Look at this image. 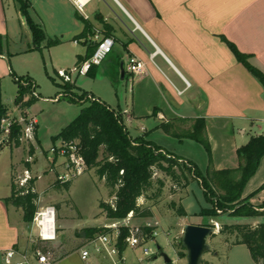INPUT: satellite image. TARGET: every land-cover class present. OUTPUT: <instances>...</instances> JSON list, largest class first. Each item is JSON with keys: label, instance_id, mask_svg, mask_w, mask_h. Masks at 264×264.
Wrapping results in <instances>:
<instances>
[{"label": "crops", "instance_id": "0c3cea01", "mask_svg": "<svg viewBox=\"0 0 264 264\" xmlns=\"http://www.w3.org/2000/svg\"><path fill=\"white\" fill-rule=\"evenodd\" d=\"M82 2L83 12H80L72 0H31L30 16L46 33L53 29L63 32L64 37H73L75 45L85 47V53L78 55L83 57L88 54L91 43H97L96 31L105 37V26H110L114 48L87 75L92 78L100 75L115 82L121 78L123 63L131 98L130 108L124 112L120 110L126 124L146 122L152 117L155 122L203 118L215 168H237V150L252 136L264 133V86L237 59L230 43L248 55L249 63L264 74V0ZM12 4L16 10L14 16L9 14ZM20 13L14 0H0V34L6 41L14 31L13 21L19 20ZM84 20L90 24L92 32L86 38L74 40L84 31ZM132 57L146 63L143 74L127 71ZM87 95L103 102L95 93L87 92ZM152 127L157 129L156 132L160 131L159 126ZM141 131L146 133L148 129L142 127ZM159 147L165 151L163 146ZM178 157L191 162L184 156ZM64 162L65 159H57L54 166L57 176L65 171ZM57 163L63 167L62 171L57 170ZM12 167H15L14 172L0 168V264H5L7 249L25 251L31 248L30 230L22 209L6 202L12 191V176L20 172L17 166ZM30 171L33 175L32 167ZM33 178L36 177L33 175ZM53 184L42 195L36 181L39 202L46 200ZM247 197L255 209L264 211V157L245 186L243 198ZM236 223L258 225L264 223V216L234 218L231 224ZM67 225L64 217H60L61 234ZM216 236H221L224 251H217L215 259L224 258L225 264H256L246 245H233L234 238L225 234L216 233L213 237ZM83 237L84 242L75 248V252L64 251L62 245L55 264H103L96 255L87 261L81 258L80 249L90 239L86 235ZM128 250L123 252L124 256Z\"/></svg>", "mask_w": 264, "mask_h": 264}, {"label": "rangeland", "instance_id": "374dc122", "mask_svg": "<svg viewBox=\"0 0 264 264\" xmlns=\"http://www.w3.org/2000/svg\"><path fill=\"white\" fill-rule=\"evenodd\" d=\"M35 7V5H34ZM10 16H14L15 6L10 5ZM19 20H14V31L8 38L4 48V55L0 57V72L2 74V98L9 109V119L19 121L21 117L25 119L37 120L38 128L35 125L34 139L21 140L20 146L16 147L15 142H5L0 148V168L6 167L14 172V168H19L17 176L23 174L25 169L32 167L33 175L38 178L37 190L45 195L46 190L53 184L46 194V200L39 203V207L53 205L56 207L57 241L53 243L51 250L58 255L64 246V251L71 253L75 248L84 242L86 230L90 227L104 228L105 225L113 222L102 215L100 203L109 201L110 189L105 181L101 180L94 170H87L76 177L69 189L57 180L52 163L49 162L45 152H48L54 145H60L61 139L55 138L69 125L81 112V109L89 104L88 101L81 103L77 99H71L67 93L64 80L58 75L59 71L73 72L72 84L75 85L74 93L78 97L85 96L87 92L95 93L101 100L112 109L124 112L131 106L130 85L125 79L111 81L108 77L97 76L92 78L86 75H79L74 72L76 68L77 56L85 53V47L75 45L73 37H64L63 32L47 31L48 38L60 39L61 43L47 47V41L43 42L41 48L30 51L33 48L31 32L26 25L21 13ZM64 30V29H63ZM15 78L28 80L30 78L35 83V91L26 97V101L33 99L28 108H18L15 99L18 94V84ZM92 95L85 96V99H92ZM27 112V113H26ZM150 118L146 122L136 121L133 124H126L131 137H144L157 146H163L166 152H173L177 156H184L191 160L197 167L205 172L209 156L203 145L189 139L179 140L168 135L161 128L159 132L154 130L163 122ZM264 126V124H262ZM142 127L148 132L141 131ZM38 129V140H37ZM184 143V144H182ZM30 162H27V161ZM57 170L62 171L63 167L56 164ZM13 168V169H11ZM31 173V176H33ZM162 179L164 187L160 196H156L160 184L154 185L148 192L149 199L144 197L139 200L143 208H150L151 218H134L131 224L134 226H144L151 223L157 227L159 236L155 238L161 250L157 259H146L143 262L142 249L136 251L128 250L125 257L128 264H188L187 251L181 249L179 243L182 241L184 227L187 224H204L209 222L199 216L203 209L212 207V203L207 199L200 183L188 175V185L186 188L176 186L172 179L164 173H157L154 181ZM173 205H183L187 212V217L178 216ZM220 212V211H218ZM64 217V222L68 227L64 228V234L60 233L59 219ZM218 224L231 225L234 218L224 214L218 219ZM210 224L215 221L211 220ZM119 225V224H118ZM29 230H30V226ZM123 231V228H121ZM30 234V232L28 231ZM228 237V233L225 234ZM233 239V237H232ZM157 243L150 244L151 248H157ZM210 250L204 254L202 264H225L224 258L215 259L214 254L223 252L221 236H210L208 239ZM61 245V246H60ZM75 252V251H74ZM161 253H165L171 259V263H166ZM103 264L108 261L99 259Z\"/></svg>", "mask_w": 264, "mask_h": 264}, {"label": "trees", "instance_id": "16d2710c", "mask_svg": "<svg viewBox=\"0 0 264 264\" xmlns=\"http://www.w3.org/2000/svg\"><path fill=\"white\" fill-rule=\"evenodd\" d=\"M19 11L26 18L29 30L32 34L33 48L31 51L41 48L43 42L47 41V47L60 44L61 40L50 39L45 29L37 24L30 16L31 0H14ZM81 18V17H78ZM84 31L76 36L74 40L86 38L91 34L92 27L85 21ZM111 36V27L105 26V37ZM6 37L0 34V55L4 54ZM86 56H78L76 66L90 59L98 43H91ZM230 47L237 59L253 74L264 86V74L253 67L248 61V55L242 54L230 43ZM92 50V51H91ZM93 65L87 74H90ZM18 84V94L15 105L18 108H28L33 99L26 101V97L35 91V83L28 78H15ZM27 84V85H25ZM67 93L71 99L79 102L86 101L89 104L81 109L80 114L55 138L65 142L74 141L81 150V155L86 161L87 170H94L97 176L105 181L110 189L109 201H102L101 214L112 221H122L133 213L134 218H151L150 208H143L139 204L141 198L149 199L148 192L152 190L155 183L160 184L158 193L160 196L164 187V181L154 177L157 173H164L170 177L176 186L186 188L188 185V175L197 180L207 199L212 203V207L203 209L199 216L218 222L219 218L227 214L231 218H255L264 216V211L255 209L249 202L248 197L243 198V192L247 182L256 173L261 159L264 157V133L252 136L248 143L237 150L239 166L234 169L217 170L213 163L212 148L206 132V122L203 118L183 119L177 118L163 122L161 128L168 135L183 141L189 139L204 146L209 156L208 167L202 172L196 164L184 161L182 158L164 151L144 137H131L126 128L122 113L115 111L108 104L99 100L85 99V96L74 94L75 85L65 82ZM73 97V98H72ZM9 118V109L2 98V78L0 77V125L2 120ZM14 127L12 136L15 146H20V133ZM37 178H32L28 183L20 187L16 182V176H12L11 195L6 198L10 203L23 211L24 221L28 226L33 222L34 216L39 209V194L36 186ZM72 182L64 184L67 189ZM178 216L187 217L183 205L175 206ZM220 211V212H218ZM206 222L201 225L215 227L214 224ZM103 228H89L86 230L87 238L104 232ZM146 232H151L152 228L145 227ZM128 229L123 228L120 238V251L123 253L126 248L124 239ZM220 234L232 236L233 245L244 244L250 250L252 259L256 264H264V223L252 225L247 223H236L227 225L223 223L220 227ZM215 234H213L214 236ZM51 243L41 240L33 244L44 252L51 250ZM181 249L182 241L179 243Z\"/></svg>", "mask_w": 264, "mask_h": 264}, {"label": "built area", "instance_id": "2783aa9c", "mask_svg": "<svg viewBox=\"0 0 264 264\" xmlns=\"http://www.w3.org/2000/svg\"><path fill=\"white\" fill-rule=\"evenodd\" d=\"M78 7L80 12H83L82 0H72ZM95 40L98 46L93 56L76 66L74 72L79 75H86L93 65H99L102 61L112 52L115 40L113 37H101L99 32L96 31ZM78 43V41H75ZM146 70V63L138 58L132 57L129 59L127 71L134 75H141ZM72 71H59L58 75L64 82H72ZM27 85V84H25ZM94 100V98H92ZM37 124L35 119L20 118L19 121L11 119H4L0 125V148L5 142L13 141L12 132L15 126L20 133V141L33 140L34 128ZM14 142V141H13ZM49 162L52 163V168L55 170V163L58 158L65 159L63 163L65 171L57 176V181L62 184L72 182L76 177L87 171V164L78 144L74 141L65 142L61 140L60 145H54L46 154ZM27 162H30L29 160ZM31 171L25 169L22 175L16 178V182L20 187L25 186L30 179H32ZM40 203V202H39ZM57 210L53 205L39 207L36 212L33 222L30 225V244L29 250L20 251L15 248L7 249L4 252L5 264H55L58 260L56 254L52 250L46 252L34 248L33 244L38 241L48 243H55L57 241V223H56ZM134 219L133 213H130L127 218L105 225L104 232L88 239L86 244L80 249L81 258L84 261L90 259L92 255L108 261L109 264H128L124 254L120 251V238L122 235L121 228L128 229V233L124 239V246L130 250L142 249L143 262L146 259H157L159 254L158 248H151L150 244L157 243L155 238L159 236L157 231L158 225L153 226L151 223H146L144 226H134L131 221ZM119 224V225H118ZM214 229L217 233L220 231L218 222L214 223ZM145 227L152 228L151 232H146ZM158 246V243L156 244ZM171 263V262H170ZM156 264V263H152Z\"/></svg>", "mask_w": 264, "mask_h": 264}, {"label": "water", "instance_id": "95a60500", "mask_svg": "<svg viewBox=\"0 0 264 264\" xmlns=\"http://www.w3.org/2000/svg\"><path fill=\"white\" fill-rule=\"evenodd\" d=\"M27 27V20L24 17ZM125 69L123 63L121 64V78L124 79ZM217 232L211 226H205L201 224H187L184 227V233L182 237L183 247L187 251L188 264H202L203 256L210 248L208 246V239ZM84 236V234H83ZM158 250H161V246H157ZM166 263H170L171 259L165 253H161Z\"/></svg>", "mask_w": 264, "mask_h": 264}]
</instances>
